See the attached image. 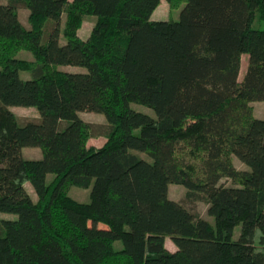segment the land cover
Here are the masks:
<instances>
[{"label": "trees", "instance_id": "obj_1", "mask_svg": "<svg viewBox=\"0 0 264 264\" xmlns=\"http://www.w3.org/2000/svg\"><path fill=\"white\" fill-rule=\"evenodd\" d=\"M162 1L0 0V212L18 215L0 221V264H264V118L252 105L264 101V0H167L180 17L154 20ZM82 111L106 116L103 146L89 145ZM171 184L203 195L214 221L171 199ZM73 186L92 187L90 200Z\"/></svg>", "mask_w": 264, "mask_h": 264}, {"label": "rangeland", "instance_id": "obj_2", "mask_svg": "<svg viewBox=\"0 0 264 264\" xmlns=\"http://www.w3.org/2000/svg\"><path fill=\"white\" fill-rule=\"evenodd\" d=\"M3 2H7L8 0H2ZM184 5L179 8V9H174L171 10L170 6L167 2V0H163L161 4L159 5L158 11L159 13H164V17L169 18L170 16L178 19L180 17V13L183 9ZM27 10L22 9L21 13L22 20L23 22L29 27L30 21H29V15L27 16ZM64 21L66 20V14L64 15ZM97 17L94 15H87L84 19V22L82 24L81 29L79 30V34L82 38L86 39L90 36L93 27L96 23ZM256 27H259L261 29H264V20H257ZM67 40L62 37L61 38V43L65 44ZM19 58L23 59H28L31 61L35 60V57L32 52L29 51H22L18 55ZM248 65V56L244 55L243 56V62H242V70H241V75L240 79L243 78L245 71L247 69ZM60 69L64 71H69V72H86L87 69L85 67L81 66H61ZM21 76L24 79H30L32 78V73L30 71H21ZM255 108V113L256 116L259 118L264 117V101H255L252 104ZM132 107L139 111L143 112L146 114H149L153 117H156L155 111L143 104L139 103H132ZM11 110L14 111L18 116L21 117V119L24 120H32V119H38L40 117L39 111L35 107H24V106H12ZM80 116L87 122L92 123L95 126V134L92 138H90V146H93L95 148H98L104 144V142L107 140V133L109 131V123L107 121V118L104 114L102 113H97V112H92V111H82L80 112ZM189 123L192 122V118H188ZM143 157L149 161L152 160V158L146 154V153H141ZM23 155L25 158L28 159H40L43 157V150L40 147H26L23 149ZM234 162L237 168L239 169H247L248 167L243 164L237 157H234ZM54 178V174H49L48 176V181H51ZM226 181V180H224ZM229 183V181L227 182ZM30 187H32L33 191L34 187L32 184H29ZM91 189L90 188H84L80 186H73L71 187L69 193L70 196L73 197L75 200L80 201V202H87L90 200V194H91ZM35 195V200L38 201V197L36 196L35 192H33ZM169 196L171 199L176 200L181 202L184 206H186L190 211L195 213L198 216H201L203 218H206L208 220L214 221L213 217H211L208 214V203L206 202L205 198L203 195H197V196H189L188 195V189L186 186L182 184H171L169 188ZM8 216V217H7ZM6 218H18V215L16 214H9V213H4L0 212V221L5 220ZM101 225H104L101 223ZM241 232V225L237 226L235 235L236 237L239 236ZM166 244H168L170 247L176 248L175 243L172 241L170 237H167ZM123 244L121 241L116 242V248H122Z\"/></svg>", "mask_w": 264, "mask_h": 264}, {"label": "crops", "instance_id": "obj_3", "mask_svg": "<svg viewBox=\"0 0 264 264\" xmlns=\"http://www.w3.org/2000/svg\"><path fill=\"white\" fill-rule=\"evenodd\" d=\"M22 9H24V10H27L26 8H20V12H21V10ZM158 9H159V7L156 9V11L154 12V14H153V19L154 20H165V19H168L167 17H164V13H159L160 11H158ZM30 14V12H29V10L27 11V16ZM171 17V16H170ZM169 17V18H170ZM20 18H21V20H22V16H21V13H20ZM23 21V20H22ZM262 118H264V117H262ZM106 142V141H105ZM105 142H104V144H105ZM103 144V145H104ZM89 145H90V142H89ZM102 145V146H103ZM101 147V146H100ZM29 184H31V183H27L26 184V188H27V190L29 191V193L31 194V196L33 197V199L35 200V195L33 194V192H35V194H36V191H33V189H32V187H30V185ZM35 190V189H34ZM36 196H37V194H36ZM36 201V200H35ZM8 217V216H7ZM8 219H14V218H6V220H8ZM167 247L170 249V250H172V251H175L177 248H173V247H170L168 244H167Z\"/></svg>", "mask_w": 264, "mask_h": 264}]
</instances>
